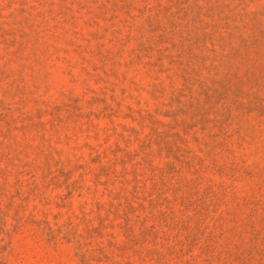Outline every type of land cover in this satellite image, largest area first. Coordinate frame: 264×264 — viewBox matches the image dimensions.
Here are the masks:
<instances>
[{
  "label": "rangeland",
  "instance_id": "obj_1",
  "mask_svg": "<svg viewBox=\"0 0 264 264\" xmlns=\"http://www.w3.org/2000/svg\"><path fill=\"white\" fill-rule=\"evenodd\" d=\"M0 264H264V0H0Z\"/></svg>",
  "mask_w": 264,
  "mask_h": 264
}]
</instances>
